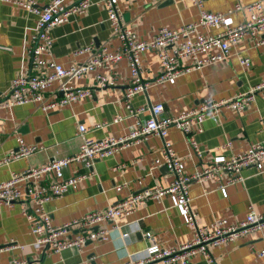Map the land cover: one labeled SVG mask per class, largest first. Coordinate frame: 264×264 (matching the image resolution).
<instances>
[{"label": "crops", "instance_id": "obj_1", "mask_svg": "<svg viewBox=\"0 0 264 264\" xmlns=\"http://www.w3.org/2000/svg\"><path fill=\"white\" fill-rule=\"evenodd\" d=\"M50 1L33 0L38 7H44ZM239 1L241 4L260 1L264 6V0ZM62 2L69 6L75 0ZM116 2L122 12L123 23L132 27L140 39L152 38L160 27L177 28L198 17V9L190 0ZM233 5L234 0H203V7L212 12H223ZM247 16L242 11L233 12L228 17V23L235 25ZM36 21V14L21 5L0 0V92L8 90L14 77L31 70V57L26 48ZM206 31L216 32L212 28ZM51 35L54 60L63 67L86 60L89 52L75 54L76 50L101 45L113 50L120 44L111 35L103 3L92 4L84 13L72 14L66 22L53 26ZM261 37L264 38V34ZM244 56L251 61L246 70L238 62V58ZM140 60L144 67L143 79L149 85L146 92L137 93L131 98V104L140 107L160 102L166 115L186 111L210 97L232 98L264 79V42L256 45L255 40L248 36L236 41L226 61L193 69L164 82L154 80L161 70L154 52H142ZM113 71L117 81L113 86L99 87L94 84L96 74H106L103 68H96L85 77L71 80L69 84L72 87L91 89V96L50 108L47 112H43L37 103L0 109V158L17 150V137H21L26 144L43 146L42 150L31 155L0 164V181L7 179L11 171L40 165L52 157L74 155L79 146L76 133L80 123L89 128V137L101 139L106 136L121 137L137 121L143 122L149 115L148 111L139 114L137 120L124 107L123 93L130 76L128 61L120 60ZM55 88L56 84H53L48 89L49 100L60 96ZM117 115L121 119L112 122ZM102 122L108 125L98 127ZM263 125L264 89L257 92L251 104L241 112L223 108L218 116L203 121L202 131L194 135L206 151L202 158L188 155L186 138L178 128L169 127L165 139L171 143L174 154L182 158L185 172H191L204 165L213 155L239 153L251 144L263 141ZM227 142L228 145L222 148ZM162 143L160 137L149 135L145 140H135L112 155L96 159L88 168L90 174L87 177L45 203L52 222L60 224L86 211L103 208L130 192L167 184L172 179L171 172L165 165L153 163V159L161 155ZM83 170L85 168L79 162L70 161L64 168V174L68 176ZM51 175L47 174L49 177ZM240 175L241 179L226 186V195L221 193L214 178L190 182V203L197 211L200 224L211 226L220 217L228 222L238 221L244 217L249 205L256 211H264V168L258 170L249 165L241 169ZM20 186L24 188L22 182ZM30 204L25 196L10 205L0 204V245H7L0 251V264H10L14 256L25 257L31 264H122L125 248L118 247L121 241L115 236L88 239L80 250L69 246L58 252L48 244L37 241L22 213V209ZM185 216L174 195L166 193L159 199L139 204L133 212L119 218L117 223H137L142 230H150L152 238L159 245L176 247L193 235L192 228L184 223ZM111 224L106 221L102 226L110 227ZM75 232V229L71 230L72 235ZM133 239L126 245L129 251L141 249L149 242L140 230L134 233ZM262 247V232L251 231L232 241L211 245L212 263L196 253L187 264H264V258L258 255Z\"/></svg>", "mask_w": 264, "mask_h": 264}, {"label": "built area", "instance_id": "obj_2", "mask_svg": "<svg viewBox=\"0 0 264 264\" xmlns=\"http://www.w3.org/2000/svg\"><path fill=\"white\" fill-rule=\"evenodd\" d=\"M1 1L21 5L27 11L36 14L37 21L26 48L31 57V70L14 77L8 90L0 92V109L37 103L43 112H47L50 108L91 96V89L72 87L69 82L85 77L96 68H103L106 74H96L94 84L99 87L113 86L117 82L114 67L120 60L126 59L129 63L130 76L123 93L124 107L137 120L138 115L144 111H148L149 114L143 122L137 121L135 126H130L128 133L121 137L106 136L94 139L87 135L89 128L80 123L76 133L79 146L74 155L52 157L40 165H29L20 171H11L7 179L0 181V204L10 205L23 196L31 202L30 206L22 209V213L37 241L48 244L58 252L69 246L80 250L88 239L115 236L121 241L118 247L125 248L122 264H187L189 258L196 253L202 254L208 263H212L211 245L232 241L251 231H261L264 236V211H256L249 205L244 217L238 221L228 222L226 218L220 217L215 219L211 226L202 225L199 223L197 211L190 203L188 193L191 181L214 178L221 193L226 195V186L242 178L240 171L243 167L252 165L258 170L264 168V140L251 144L245 151L239 153L213 155L204 165L196 167L191 172H185L182 158L174 154L171 143L165 139L169 127L178 128L186 138L188 155L202 158L206 151L199 145L194 135L202 131L203 121L218 116L223 108L241 112L251 104L255 94L264 89V79L249 86L237 96L227 99L210 97L176 115L164 114V106L160 102L140 107H133L131 104V98L137 93L146 92L149 85L143 79L144 67L140 60V54L144 51L155 53L161 70L154 80L164 82L193 69L226 61L230 56L231 47L245 36L253 38L256 45L262 44L264 6L260 1L241 4L239 0H234L232 8L223 12H212L203 7V0H190L198 9L196 20L177 28L160 27L149 39L138 38L135 30L123 23L122 12L116 0H75V3L69 6L62 0H51L44 7L36 6L33 0ZM94 3L104 4L111 35L117 38L120 44L113 50H109L106 45L76 50L75 54L89 52L86 60L63 67L53 57L54 40L51 28L66 22L72 14L84 13ZM236 11L245 12L248 16L241 22L230 25L228 17ZM210 28L216 32L206 31ZM238 62L245 70L251 65L250 59L246 56L239 57ZM53 84H56L55 91L60 96L49 100L48 89ZM120 119L121 117L117 115L112 122ZM106 125L107 122H102L97 126ZM149 135L158 136L163 141L161 155L155 157L153 163L163 164L171 172L172 179L167 184H157L130 192L103 208L86 211L60 224L52 222L51 214L45 208L47 201L59 197L69 187H75L80 180L87 177L90 174L88 168L96 159L112 155L135 140H145ZM17 143V150L0 158V164L43 149V146L26 144L21 137H17ZM227 145L228 142L222 148ZM70 161L79 162L85 170L65 175L64 168ZM49 173H52L51 177L47 176ZM21 182L24 188L20 186ZM166 193H172L176 202L184 209L186 214L184 223L193 231L190 240L176 247H164L152 238L150 230H142L137 223H117L119 218L133 212L139 204L159 199ZM106 221L112 223L110 227L102 226ZM72 229L76 230L73 235ZM137 230H140L149 242L141 249L129 251L126 245L134 240V233ZM112 231L114 234H111ZM5 247L7 245H0V251ZM258 255L264 258V247L259 249ZM10 264L31 263L25 257L14 256L10 259Z\"/></svg>", "mask_w": 264, "mask_h": 264}]
</instances>
